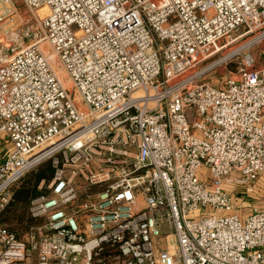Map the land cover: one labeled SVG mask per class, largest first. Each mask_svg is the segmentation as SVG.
Returning a JSON list of instances; mask_svg holds the SVG:
<instances>
[{"label":"built area","instance_id":"2783aa9c","mask_svg":"<svg viewBox=\"0 0 264 264\" xmlns=\"http://www.w3.org/2000/svg\"><path fill=\"white\" fill-rule=\"evenodd\" d=\"M0 6V212L53 167L31 201L44 222L0 224V264H264V207L239 201L264 174V0ZM30 22L72 88L25 43Z\"/></svg>","mask_w":264,"mask_h":264},{"label":"rangeland","instance_id":"374dc122","mask_svg":"<svg viewBox=\"0 0 264 264\" xmlns=\"http://www.w3.org/2000/svg\"><path fill=\"white\" fill-rule=\"evenodd\" d=\"M17 1H19V0H17ZM1 7L2 6H0V8ZM18 11L20 13L22 12L25 15H28V12H26L27 9L22 3H20V5L18 6ZM15 25L16 24H14L13 26H15ZM21 29L25 34H28V36H29V39L25 40L26 44L33 43V42L38 41L44 37V32H43L42 28L40 27V25L37 23H34V24H31V22L26 23V24L23 23V24H21ZM36 29H38V33H39L38 39L33 38V36L36 32ZM37 44H38V47L40 48V50L42 52H44L48 56L51 55L52 48H51L50 44L45 39H43L40 43H37ZM258 49H261V47H259V46L255 47L252 49V51L254 53H256L258 51ZM50 61H51L52 67L54 68V70L56 72L58 71V73L62 77V80L64 81L66 86H70V83L68 81V77L66 75H64L63 66L59 62L58 58L52 56V58H50ZM259 61L260 62L264 61V56H261ZM234 66H235L234 61L231 63H228L226 65L223 64V65L218 66L212 72H209L207 74V76H206L207 81H209L215 85H220V86L223 85L227 78L236 74V70H235ZM47 160H50V159H47ZM38 166H40V164ZM38 166L35 167L34 169L30 170V173L27 175V178L28 177L30 178V176L35 177L34 175H37L38 173H40V172H38L39 170L37 171ZM51 166H52V162H51ZM52 169H53V167H52ZM52 173H53V170H52ZM43 180L44 179H40L38 181L37 188H36L37 193L35 195H37L38 193H39L38 195H40L42 193H48L50 191L47 188V185L42 184ZM20 181L16 185L13 186V188H12L13 191L21 185L22 181L21 182ZM37 196H35V197H37ZM240 196L242 198L239 201H240V204H242L241 209L244 213H249L250 211H252L254 209L263 208L264 207V174L260 175L258 181L255 184L254 190L252 192H250V193L244 192V193H241ZM33 199H31L30 202L25 206L15 203L13 205L11 204L5 210H2L0 212V224L5 225V226L15 230V232H17L20 237H23L30 230L31 226L43 223L44 218H35L38 220L35 223H28L22 218L23 214L25 216L32 217V215L30 213V208H31V201Z\"/></svg>","mask_w":264,"mask_h":264},{"label":"trees","instance_id":"16d2710c","mask_svg":"<svg viewBox=\"0 0 264 264\" xmlns=\"http://www.w3.org/2000/svg\"><path fill=\"white\" fill-rule=\"evenodd\" d=\"M52 170L53 169L51 166V161L46 160L43 163H41L40 166H38L37 171L40 173H38V174L36 173L37 175H34L35 177L30 176V178L29 177L27 178V175L30 173V171L28 173H26V175L21 179L22 182L20 181L21 185L13 191L12 199H11L10 203L6 206V208L9 207L11 204L13 205L15 203L21 204L24 206L27 205L31 199H33L35 196H37L39 194L38 193L37 195H35L37 193L36 188H37L38 181L40 179H44L45 181H49L52 177V174H53ZM22 218L28 223H35L38 221L37 219H35L33 217L25 216L24 214L22 215ZM13 231H15V230H13Z\"/></svg>","mask_w":264,"mask_h":264},{"label":"crops","instance_id":"0c3cea01","mask_svg":"<svg viewBox=\"0 0 264 264\" xmlns=\"http://www.w3.org/2000/svg\"><path fill=\"white\" fill-rule=\"evenodd\" d=\"M6 142H7L6 138L4 136H1L0 137V161H1L2 157L4 156V154L8 151L9 146H10L8 144V142L7 143ZM240 208H242V204L240 205ZM241 210L242 209H240V211Z\"/></svg>","mask_w":264,"mask_h":264},{"label":"bare ground","instance_id":"6f19581e","mask_svg":"<svg viewBox=\"0 0 264 264\" xmlns=\"http://www.w3.org/2000/svg\"><path fill=\"white\" fill-rule=\"evenodd\" d=\"M41 41H42V40H39L38 43H40ZM47 56H48V55H47ZM52 56L56 57L55 54H53V53L51 52V55L48 56V57H49V58H52ZM56 58H57V57H56ZM56 73L58 74L59 78L61 79L63 85L66 86V84H65L64 81L62 80V77L60 76V74L58 73V71H57ZM63 73H64V75L67 76V72L64 70V68H63ZM68 81H69V80H68ZM69 83H70V86H66V87L72 88V84H71L70 81H69Z\"/></svg>","mask_w":264,"mask_h":264}]
</instances>
